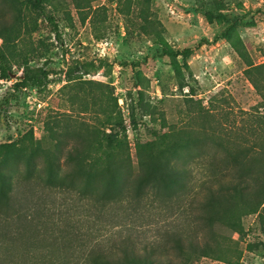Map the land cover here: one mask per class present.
<instances>
[{
	"label": "rangeland",
	"instance_id": "rangeland-1",
	"mask_svg": "<svg viewBox=\"0 0 264 264\" xmlns=\"http://www.w3.org/2000/svg\"><path fill=\"white\" fill-rule=\"evenodd\" d=\"M87 1L45 4L58 25L59 40L41 15L0 0V29L7 27L11 35L6 44L0 39L10 54L12 76L0 79V144L16 145L1 166L8 175L51 169L80 189H100L109 183L107 176H93L90 182L65 177L64 157H55V147L62 142L64 149L71 147L83 125L102 130L105 114H119L132 158L115 183L108 184L115 194L137 167L136 145L173 131L185 140V130H190L193 141L180 145L179 163L193 165L201 153L227 156L229 113L264 114V0ZM226 29L228 35L222 36ZM183 49L191 51L186 58L162 54ZM24 62L48 71L45 85L13 88ZM74 65L75 78L68 81L66 72ZM207 108L213 122L203 138L197 132L202 119L194 114L207 113ZM30 132L32 142L27 140ZM86 140L82 130L81 141ZM198 185L195 180L183 194L186 202L203 200ZM5 192L0 182V193ZM187 211L194 222L191 234L211 246L209 254L187 264H264V212L241 216V230L233 233ZM137 224L141 227L111 232L136 241L155 235L154 225Z\"/></svg>",
	"mask_w": 264,
	"mask_h": 264
},
{
	"label": "trees",
	"instance_id": "trees-1",
	"mask_svg": "<svg viewBox=\"0 0 264 264\" xmlns=\"http://www.w3.org/2000/svg\"><path fill=\"white\" fill-rule=\"evenodd\" d=\"M12 1L41 15L61 40L56 20L45 8L56 0ZM10 36L7 27L0 29L3 44ZM5 50L0 45V79L11 80L10 54ZM190 52L163 50L162 54L174 59L186 58ZM77 69V65L68 68V81L75 78ZM48 75L43 68L24 62L13 88H39ZM204 111L194 114L202 119L197 132L203 138L213 122L209 109ZM238 113H229L227 156L201 153L192 159L193 165L179 163L180 145L193 141L190 130H185V140L175 137L174 131L160 133L153 141L135 146L137 167L115 194L108 184L115 183L132 158L119 114H105L102 130L83 125L71 147L64 149L63 142L55 147V157H64L65 177L90 182L93 176H107L109 183L100 189H80L72 181L55 177L51 169L8 175L1 166L13 156L16 145L0 144V182L6 187L0 193V264H187L192 257L209 254V243L202 244L191 234L194 222H189L187 210L197 211L196 220L225 226L233 233L241 230V216L264 212V114L241 109ZM219 123L217 128L222 127ZM82 130L86 141H81ZM29 135L27 140L32 142V132ZM195 180L203 200L193 197L186 202L183 194L193 189ZM141 220L154 225L156 232L150 240L136 241L130 235L116 238V232H111L139 228Z\"/></svg>",
	"mask_w": 264,
	"mask_h": 264
}]
</instances>
